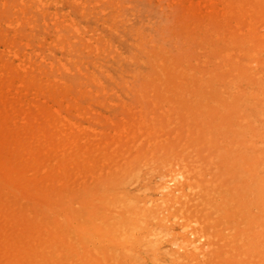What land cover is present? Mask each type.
Listing matches in <instances>:
<instances>
[{"label":"bare ground","instance_id":"obj_1","mask_svg":"<svg viewBox=\"0 0 264 264\" xmlns=\"http://www.w3.org/2000/svg\"><path fill=\"white\" fill-rule=\"evenodd\" d=\"M0 264H264V0H0Z\"/></svg>","mask_w":264,"mask_h":264},{"label":"rangeland","instance_id":"obj_2","mask_svg":"<svg viewBox=\"0 0 264 264\" xmlns=\"http://www.w3.org/2000/svg\"><path fill=\"white\" fill-rule=\"evenodd\" d=\"M64 69H68V67H64ZM59 84H60L59 81L56 80L55 83L53 84L54 86L45 95L38 94V91L35 87H29V88L22 87V89H25V91L28 92V94L32 97L33 100H37V102H39L40 104L41 103L45 104L51 109L55 107V102L57 100L60 102L62 107H67L70 104V102L72 101V94L59 91L57 89V87H59ZM17 90L18 89L16 87L9 88V92L12 94L13 97H15L16 105H18L19 102L22 103L21 101H19V98H17L20 95V93ZM30 103L33 104L34 101H30ZM30 103L28 102L29 105H31ZM35 104H37V103H35ZM98 110H100V109L97 108V111ZM58 114L60 116H62L63 118L68 116L66 111L63 109L58 111ZM20 120H21V117H19V121Z\"/></svg>","mask_w":264,"mask_h":264}]
</instances>
